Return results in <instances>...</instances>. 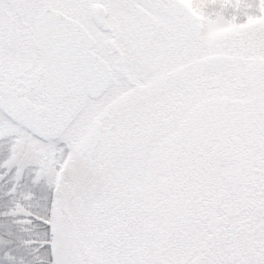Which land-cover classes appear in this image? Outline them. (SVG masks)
<instances>
[{
	"label": "snow or ice",
	"instance_id": "obj_1",
	"mask_svg": "<svg viewBox=\"0 0 264 264\" xmlns=\"http://www.w3.org/2000/svg\"><path fill=\"white\" fill-rule=\"evenodd\" d=\"M0 264H264V0H0Z\"/></svg>",
	"mask_w": 264,
	"mask_h": 264
}]
</instances>
